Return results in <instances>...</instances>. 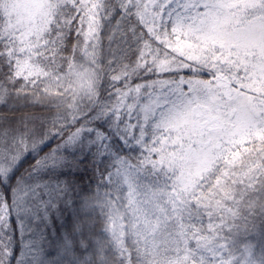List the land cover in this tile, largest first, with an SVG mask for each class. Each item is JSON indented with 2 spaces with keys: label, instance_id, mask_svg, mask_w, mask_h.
Instances as JSON below:
<instances>
[{
  "label": "snow or ice",
  "instance_id": "obj_1",
  "mask_svg": "<svg viewBox=\"0 0 264 264\" xmlns=\"http://www.w3.org/2000/svg\"><path fill=\"white\" fill-rule=\"evenodd\" d=\"M0 264H264V0H0Z\"/></svg>",
  "mask_w": 264,
  "mask_h": 264
},
{
  "label": "trees",
  "instance_id": "obj_2",
  "mask_svg": "<svg viewBox=\"0 0 264 264\" xmlns=\"http://www.w3.org/2000/svg\"><path fill=\"white\" fill-rule=\"evenodd\" d=\"M12 225H13V228H15V220H13L12 221ZM14 240H15V242L18 244L19 243V240H20V234H19V232L18 231H16L15 233H14ZM19 250H18V248H17V252H18Z\"/></svg>",
  "mask_w": 264,
  "mask_h": 264
}]
</instances>
